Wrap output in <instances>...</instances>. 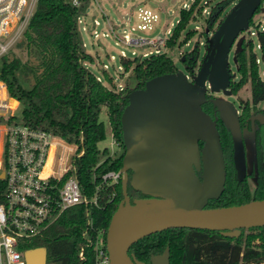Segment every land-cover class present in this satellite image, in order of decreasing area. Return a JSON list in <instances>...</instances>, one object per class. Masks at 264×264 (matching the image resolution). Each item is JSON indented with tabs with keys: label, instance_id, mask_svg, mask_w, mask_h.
<instances>
[{
	"label": "trees",
	"instance_id": "obj_1",
	"mask_svg": "<svg viewBox=\"0 0 264 264\" xmlns=\"http://www.w3.org/2000/svg\"><path fill=\"white\" fill-rule=\"evenodd\" d=\"M90 1L78 0L76 4L73 0H37L24 31L26 52L34 60L22 61L18 56L8 58L6 54L0 57V79L5 82L10 96L21 105L19 120L49 130L68 141H75L83 149L74 165L82 191L87 196H91L95 186L100 185V173L107 169H118L122 165L124 145L120 116L128 102V92L143 88L145 81L157 74L178 70L174 60L165 52L154 51L133 57L122 55V65L126 69L131 65L132 78L123 85H108L106 82L112 81L113 77L105 69L102 74L91 70L89 64L95 61L94 56L86 51L81 38L79 22ZM227 1H218L212 7L210 22L215 21ZM197 2L193 0L189 8L181 9L167 40L170 45L175 43L181 29L194 16ZM202 8L200 6L198 11L201 12ZM192 35L193 31H186L184 39ZM256 35L264 57V27L258 29ZM183 52L180 61L187 71L194 73L193 68L199 57L198 42ZM236 69L239 78L231 80L230 77L227 86L236 92L245 82L250 83L251 99L243 104L239 121L241 129L247 124L253 132L257 183L250 190L247 173L237 176L233 135L224 120L218 118L226 177L220 196L208 200L207 206L210 207L264 198V107L257 105L264 100V79L259 74L251 42L247 47L242 42L241 50L236 53ZM210 105L211 101L208 100L202 107L206 109ZM103 107H106L109 125L122 148L115 157H104L97 144L108 131L99 116ZM251 109L253 112L249 113ZM199 145L201 147L203 141H199ZM97 163V178L92 180V167ZM197 173L199 176L202 174L201 171ZM3 185V179H0V192ZM131 190L138 191L128 183L129 194ZM110 191V186L101 184L98 202L88 215L84 203L69 206L43 233L25 239L22 249L44 246L47 264H96L91 246L85 245L84 258L79 257L78 249L84 243L82 231L88 217L95 227L107 230L113 211L123 203L121 181L115 185L113 196L108 199ZM246 229L250 231L245 233ZM167 244L170 264H260L264 261V225L241 228L238 236L205 228L169 227L139 238L130 245L128 252L139 260L150 261L151 255L161 253Z\"/></svg>",
	"mask_w": 264,
	"mask_h": 264
},
{
	"label": "water",
	"instance_id": "obj_2",
	"mask_svg": "<svg viewBox=\"0 0 264 264\" xmlns=\"http://www.w3.org/2000/svg\"><path fill=\"white\" fill-rule=\"evenodd\" d=\"M261 1L237 0L225 11L212 35L206 37L197 74L191 78L182 70L157 74L147 79L143 88L128 92V102L120 116L124 201L113 211L106 230L110 264H147L130 255L128 249L139 238L165 228H205L238 236L241 228L264 225V198L207 206L209 199L222 193L226 177L217 128L219 116L233 135L237 176L245 172L239 173L236 158L235 136L240 134V124L229 126L222 115L212 116L202 107L209 100L220 109L222 100L207 98V88L217 91L228 83L219 84L211 72L217 73L227 64L233 45L232 60L236 63V53L244 39L240 32ZM246 3L251 9L245 17ZM260 10L264 11V5ZM199 141H203L201 147ZM240 147L243 152L241 144ZM197 171L202 172L201 176ZM128 183L149 196L131 201ZM24 255L26 264H47L44 246L26 249ZM150 264H170L168 244L161 253L150 257Z\"/></svg>",
	"mask_w": 264,
	"mask_h": 264
},
{
	"label": "built area",
	"instance_id": "obj_3",
	"mask_svg": "<svg viewBox=\"0 0 264 264\" xmlns=\"http://www.w3.org/2000/svg\"><path fill=\"white\" fill-rule=\"evenodd\" d=\"M36 2L0 0V56L24 33ZM73 2L77 4L78 0ZM144 13L142 17L147 18V11ZM13 98L0 79V179L4 181L0 192V264H26L22 249L25 239L43 233L73 204L84 203L88 215L98 202L99 186L111 187L109 199L122 177L121 168L107 169L100 173L101 183L95 186V192L85 195L74 165L83 149L75 141L21 122L14 113L17 101ZM116 140L111 130L110 144H116ZM97 165L92 167V180L97 178ZM82 237L80 258H84L86 245L92 247L96 264H110L105 228L95 227L88 217Z\"/></svg>",
	"mask_w": 264,
	"mask_h": 264
},
{
	"label": "rangeland",
	"instance_id": "obj_4",
	"mask_svg": "<svg viewBox=\"0 0 264 264\" xmlns=\"http://www.w3.org/2000/svg\"><path fill=\"white\" fill-rule=\"evenodd\" d=\"M192 1L193 0H91L86 8L85 14L81 16V21L79 22L81 38L84 42L86 51L94 56L95 61L89 64L91 70L95 73L102 74V70L105 69L113 77L112 81L106 82L108 85L113 83L123 85L126 80L132 78V69L131 65L128 69L122 65V55L125 57H133L134 55L142 56L143 54L159 51L168 54L174 60L178 70L187 72L180 61L181 52L191 49V47L198 42L199 57L193 68L194 74H197L201 68L202 57L205 52L206 37L212 35L219 21L223 18L225 11L235 4L237 0H228L222 6L220 14L213 22L209 21L210 11L212 7L221 0H198L194 5V16L190 18L184 28L181 29L179 37L175 39V43L170 45L167 40L171 35V29H173L180 17L181 9L189 8ZM200 6L203 7L201 12L198 11ZM146 11L148 15L150 12L151 15L152 12H155L157 15L151 16L150 18H143L142 16ZM142 24H144L145 27H142ZM263 27L264 11L258 9L252 16L248 25H246V28L240 32V35L242 34L244 36L243 44L246 47L249 45V42H251L252 50L256 54L259 74L264 79L263 51L258 44L256 35L257 30ZM186 31H193V35L187 39L188 41L184 39ZM233 49L234 45L230 49L226 62L230 69L231 80H237L239 74L236 69V63L232 60ZM4 54H6L8 58L18 56L22 61L28 59L30 61L34 60L33 56H29L26 52L24 33ZM29 78L31 82V75H29ZM210 92L213 97H218L221 100L227 101L233 106L236 112L240 113L245 101H250L251 99L249 81L242 84L236 92L232 91L227 85L224 86L223 90L214 91L210 89ZM11 103L13 104V101ZM257 105L259 107H264V100H260ZM252 112V109L249 110V113ZM14 113L18 119L21 118V105L19 102L15 105ZM99 116L107 126L108 131L106 137L98 141V147L102 153L104 152V157L105 155L115 157L121 153L122 148L117 140L116 144H110V132L112 128L108 122L106 107H103ZM242 117H245V115H242ZM235 139L238 144L236 158L239 173H247L248 186L250 190H253L257 183L254 164L253 132L247 124H244L240 134L237 132ZM240 144L243 146V152H241ZM60 149V147L57 148V154ZM255 230L257 229H253L252 231ZM249 231V229H246L245 233Z\"/></svg>",
	"mask_w": 264,
	"mask_h": 264
},
{
	"label": "flooded vegetation",
	"instance_id": "obj_5",
	"mask_svg": "<svg viewBox=\"0 0 264 264\" xmlns=\"http://www.w3.org/2000/svg\"><path fill=\"white\" fill-rule=\"evenodd\" d=\"M263 2H264V0H262L261 1V3H260V6H262L263 5ZM260 6H258L255 10H254V14L257 12V10H258V8L260 9ZM250 7H249V4H245L244 5V11H243V13H244V16L246 17L248 14H249V12H250ZM253 14V15H254ZM252 15V16H253ZM225 15H223V17H224ZM252 17H250V19H251ZM223 19V18H222ZM221 19V20H222ZM249 19V20H250ZM220 20V21H221ZM219 21V22H220ZM206 46H207V43H206ZM206 46H205V49H206ZM226 69V70H223V69ZM214 72V71H213ZM213 72H211L212 74V76H215L216 78H215V80H216V82H218L219 84L220 83H222V84H226V83H228L229 82V79H230V77H231V75H230V69H229V67H228V64H226L225 66H223V68L219 71V72H217V73H213ZM187 74L189 75V77L191 78L193 75H194V73H191V72H189V71H187ZM209 88V89H208ZM207 88V92H206V97L207 98H210V97H213L212 96V93L210 92V87H208ZM220 90H223V89H219L218 91H220ZM215 91V90H214ZM208 101V100H207ZM206 102V101H205ZM210 115H212V116H214V115H222L223 117H224V119H225V121L227 122V124L229 125V126H236V125H238V123L240 124V121H239V119H240V115H241V113L240 112H236V110L233 108V106L232 105H230V104H228L226 101L224 102V100H222V104H220V109H218V106L217 105H214L212 102H211V105L210 106H207V108L205 109ZM238 111V110H237ZM218 118H220V116L218 117ZM217 121H218V119H217ZM149 195H147V194H144V193H142V192H140V191H133V190H131L130 191V197H131V201H133V200H135V199H137V198H141V197H148ZM129 250V249H128ZM129 253V252H128ZM152 256V255H151ZM143 261H145L147 264H150V261H148V260H143Z\"/></svg>",
	"mask_w": 264,
	"mask_h": 264
},
{
	"label": "crops",
	"instance_id": "obj_6",
	"mask_svg": "<svg viewBox=\"0 0 264 264\" xmlns=\"http://www.w3.org/2000/svg\"><path fill=\"white\" fill-rule=\"evenodd\" d=\"M147 11H149V10H147ZM157 14L155 13V12H152V15H151V12L149 13V15L147 14V16L150 18L151 16H156ZM13 99H15V98H13ZM11 100V102L13 101V103L15 102L14 100ZM17 102H18V100L17 99H15ZM260 264H264V261L263 262H261Z\"/></svg>",
	"mask_w": 264,
	"mask_h": 264
},
{
	"label": "bare ground",
	"instance_id": "obj_7",
	"mask_svg": "<svg viewBox=\"0 0 264 264\" xmlns=\"http://www.w3.org/2000/svg\"><path fill=\"white\" fill-rule=\"evenodd\" d=\"M15 101V100H14ZM13 104H15V103H13Z\"/></svg>",
	"mask_w": 264,
	"mask_h": 264
}]
</instances>
